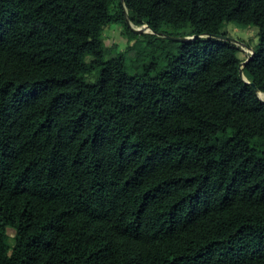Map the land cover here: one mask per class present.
Returning <instances> with one entry per match:
<instances>
[{"label":"trees","instance_id":"obj_1","mask_svg":"<svg viewBox=\"0 0 264 264\" xmlns=\"http://www.w3.org/2000/svg\"><path fill=\"white\" fill-rule=\"evenodd\" d=\"M113 24L134 42L108 56ZM229 24L264 93V0H0V264H264V102Z\"/></svg>","mask_w":264,"mask_h":264},{"label":"rangeland","instance_id":"obj_2","mask_svg":"<svg viewBox=\"0 0 264 264\" xmlns=\"http://www.w3.org/2000/svg\"><path fill=\"white\" fill-rule=\"evenodd\" d=\"M131 26L135 27L132 24ZM225 31L229 37L237 39L239 42L242 43L238 45L241 49L239 53V58L242 61H245L250 58L252 54V47L255 46L258 42L257 29L254 27L241 28L236 24H229L228 26H226ZM103 39L105 45L110 51L108 56H111L119 51H125L134 42L133 40H130L127 36L123 35L122 27L120 25L114 24L107 26L104 29ZM8 235L14 236V231L8 229Z\"/></svg>","mask_w":264,"mask_h":264},{"label":"water","instance_id":"obj_3","mask_svg":"<svg viewBox=\"0 0 264 264\" xmlns=\"http://www.w3.org/2000/svg\"><path fill=\"white\" fill-rule=\"evenodd\" d=\"M125 12H127V10H125ZM127 23H128V26L131 28V30L135 33V34H143V33H151V34H155L159 37H164L166 39H169V40H173V41H177V42H183V41H188V40H192V39H195L197 37H199L198 35H194L192 37H174V36H169V35H164L162 34L161 32H156L152 29H150L147 25L145 26H142V27H132L131 26V23L127 20ZM148 30V31H147ZM147 31V32H146ZM210 37H213V38H216V39H220V40H227V41H230V42H233L235 45H239V44H242L241 42H239L237 39H234L232 37H229L228 35H210ZM250 58H248L247 60L245 61H242L240 64H239V74L240 76L242 77V79L249 85H251L253 87V89L258 93V97L261 101L264 102L263 99L260 98L259 96V92L257 87L255 86L254 83L250 82L247 80V78L244 76L243 74V67L244 65L249 61Z\"/></svg>","mask_w":264,"mask_h":264},{"label":"bare ground","instance_id":"obj_4","mask_svg":"<svg viewBox=\"0 0 264 264\" xmlns=\"http://www.w3.org/2000/svg\"><path fill=\"white\" fill-rule=\"evenodd\" d=\"M259 96H260L261 99L264 100V93H259Z\"/></svg>","mask_w":264,"mask_h":264}]
</instances>
